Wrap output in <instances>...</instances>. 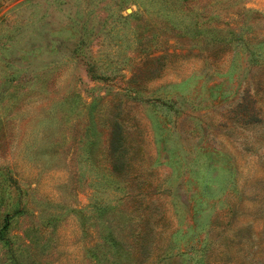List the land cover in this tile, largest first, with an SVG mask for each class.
Here are the masks:
<instances>
[{
    "label": "rangeland",
    "instance_id": "rangeland-1",
    "mask_svg": "<svg viewBox=\"0 0 264 264\" xmlns=\"http://www.w3.org/2000/svg\"><path fill=\"white\" fill-rule=\"evenodd\" d=\"M0 264H264V0H0Z\"/></svg>",
    "mask_w": 264,
    "mask_h": 264
}]
</instances>
